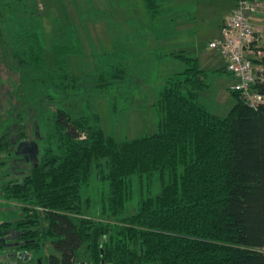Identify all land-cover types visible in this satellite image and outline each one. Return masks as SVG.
I'll return each instance as SVG.
<instances>
[{
  "label": "trees",
  "instance_id": "obj_1",
  "mask_svg": "<svg viewBox=\"0 0 264 264\" xmlns=\"http://www.w3.org/2000/svg\"><path fill=\"white\" fill-rule=\"evenodd\" d=\"M131 1L145 11L136 39L72 71L68 55L84 51L74 24L58 20L49 66L38 4L0 0V53L18 76L17 108L0 122V197L17 209L0 220V236L16 228L17 245L0 239V264H264V102L254 108L229 89L235 102L227 113L209 110L199 101L206 69L173 46L160 57L183 68L145 95L154 96V129L117 131L143 96L146 60L137 57L150 52L148 37L169 42L153 57L174 44L177 30H161L163 0H119ZM255 87L264 94V79ZM29 137L38 154L24 170L10 155Z\"/></svg>",
  "mask_w": 264,
  "mask_h": 264
},
{
  "label": "rangeland",
  "instance_id": "obj_2",
  "mask_svg": "<svg viewBox=\"0 0 264 264\" xmlns=\"http://www.w3.org/2000/svg\"><path fill=\"white\" fill-rule=\"evenodd\" d=\"M27 1L31 5L38 4L40 7L42 26L39 29V34L49 66L54 64L50 44L57 32L58 20L74 24L80 32L84 51L82 54L71 53L68 55V65L72 71L91 68L98 61L97 52L113 50L116 42L123 45L122 40L126 38L132 42L136 39L133 31L137 30V25L145 19V11L140 1L138 4L133 3L134 1L129 4L121 3L119 0ZM119 3L121 4L118 6ZM235 3L236 0H163V6L169 10L164 17L167 21L163 20L161 30L171 31L172 25H176V34L170 39V42L174 44L161 48L156 54L154 52L152 57L154 47L158 43L169 42L163 38L148 37L149 41L145 47L150 52L142 54L145 57H137V59L144 58L146 60L142 66L143 74L140 76V86L137 89L138 94H143V96L141 100H137L127 109L125 118L113 125L117 131L120 130L124 135L130 136L137 132L154 129L156 119L151 105L154 96L147 94L146 97L145 95L152 90L155 92L167 73L183 68V65L174 57H160V54L162 51L170 50L173 46H178L190 54L200 56V60L206 62V60L204 61L205 56L215 53L216 49L209 45V40L220 36L221 20ZM130 15L132 18H127ZM164 18L162 17V19ZM161 21L159 20L156 25H160ZM250 55L253 59L259 57L254 52H251ZM220 59L224 61L222 58ZM204 64L206 85L199 91V101L209 110L224 115L235 102L234 95L228 89L230 75L226 72L224 65L221 66L222 70L217 71L216 67H210L208 63ZM17 78V73L8 67L0 53V122L8 117L10 111V114L13 115L14 108H17L14 96V85ZM103 102L105 101L101 99L99 103L102 122L106 115ZM139 103H142V107ZM14 153H19V148H16ZM8 164L9 160L5 166ZM22 165L24 170L29 169L30 164L27 161L23 160ZM9 176L10 174L6 178ZM4 179L0 177V180ZM95 191L96 189H93L94 193ZM2 200L3 197H0V220L16 218L17 209L14 206L9 208L10 206L5 205ZM48 249L46 246L44 252L47 253Z\"/></svg>",
  "mask_w": 264,
  "mask_h": 264
},
{
  "label": "built area",
  "instance_id": "obj_3",
  "mask_svg": "<svg viewBox=\"0 0 264 264\" xmlns=\"http://www.w3.org/2000/svg\"><path fill=\"white\" fill-rule=\"evenodd\" d=\"M261 5V0H236L233 11L221 25L220 36L209 40V45L224 57L226 70L237 78L231 89L239 91L254 108L264 102V94L255 87L258 80L264 79V64L260 61L264 50L256 43L264 25L254 24L250 18ZM251 52L258 59H253Z\"/></svg>",
  "mask_w": 264,
  "mask_h": 264
},
{
  "label": "crops",
  "instance_id": "obj_4",
  "mask_svg": "<svg viewBox=\"0 0 264 264\" xmlns=\"http://www.w3.org/2000/svg\"><path fill=\"white\" fill-rule=\"evenodd\" d=\"M261 2H262V5L257 9V11L254 14L251 15L250 19H251L252 23H254V24H263L264 25V0H261ZM235 5H236V3L234 5H232L230 10H228V12H226V14L223 16V18L221 20V24H220V30H221V25L223 24V21L228 18L230 13L233 11ZM256 43L259 46H264V29L262 31L258 32ZM198 58H199V61H200V64L202 67L205 65L204 63H208V66H210V67H216L215 69L217 71L222 70L221 66L224 65V67H225V64H226L224 57L222 55H220V53L216 49H215V53H211L210 55L205 56L204 61L206 60V62H203L202 60H200V56H198ZM220 58H222L224 61H221ZM226 72L229 73L228 71H226ZM229 75H230V78H229V82H228V89H231V85H233L237 81V78L234 77L230 73H229Z\"/></svg>",
  "mask_w": 264,
  "mask_h": 264
},
{
  "label": "flooded vegetation",
  "instance_id": "obj_5",
  "mask_svg": "<svg viewBox=\"0 0 264 264\" xmlns=\"http://www.w3.org/2000/svg\"><path fill=\"white\" fill-rule=\"evenodd\" d=\"M21 141H25L26 143H25V145H21L20 146V148H19V150L21 151L24 147L29 151V152H20L19 151V153H14V151H13V153H12V155H10V159H11V162H12V164L13 165H17L18 166V168H20V165L22 164V161L23 160H25V161H27L28 163H31V162H33L34 160L32 159V154H31V151L33 150V148L30 146V143L31 142H33V141H36L35 140V138H24V139H21L19 142H21ZM18 142V143H19ZM18 143H17V146H18ZM17 148V147H16ZM15 148V149H16ZM14 149V150H15ZM37 154H38V152H37ZM13 234V235H16L17 234V231H14L13 232V229L10 231V233H6L5 234V236H7V235H9V234ZM5 241L6 242H15V243H13V244H10V245H8L7 246V248L8 249H10L11 247H14L15 245H17V243H16V241H17V238H15V237H12V238H7V239H5ZM17 252V251H16ZM5 253H7V252H5ZM12 253H13V255H21V256H23V257H25V254H23V253H20V251H19V253H15L14 251H12ZM9 255V254H8ZM7 256V255H6Z\"/></svg>",
  "mask_w": 264,
  "mask_h": 264
},
{
  "label": "water",
  "instance_id": "obj_6",
  "mask_svg": "<svg viewBox=\"0 0 264 264\" xmlns=\"http://www.w3.org/2000/svg\"><path fill=\"white\" fill-rule=\"evenodd\" d=\"M38 132H39V129H38V127H36L35 134H36L37 138L39 137ZM25 143H26L25 141L19 142L17 148H20L21 145H25ZM30 146L33 148V150L31 151L32 159L36 161L37 160V152H38V144H37L36 141H33V142L30 143ZM20 152H29V151L24 147ZM35 164H36V162H35ZM14 231H16V228H13V232ZM12 237H15V235H13L11 233V234L8 235L7 238H12ZM0 239L3 241L4 245H6V246L15 243V242H6L5 241V236H0Z\"/></svg>",
  "mask_w": 264,
  "mask_h": 264
}]
</instances>
